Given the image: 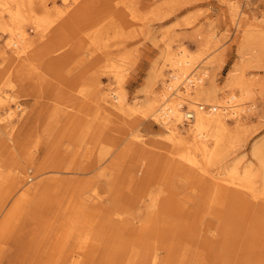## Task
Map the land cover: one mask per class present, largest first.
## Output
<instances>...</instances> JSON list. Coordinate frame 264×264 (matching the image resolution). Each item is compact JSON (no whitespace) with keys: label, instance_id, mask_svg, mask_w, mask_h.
Masks as SVG:
<instances>
[{"label":"rangeland","instance_id":"obj_1","mask_svg":"<svg viewBox=\"0 0 264 264\" xmlns=\"http://www.w3.org/2000/svg\"><path fill=\"white\" fill-rule=\"evenodd\" d=\"M35 3L56 8V21L42 31L24 24L38 51L33 78L8 82V63L0 60V92L26 111L14 128H0V264H264V253L248 251L244 221L227 206L213 208L215 189L172 167L163 151L173 150L166 127L145 110L180 69L170 53L184 48L191 64L179 86L203 77L204 87L225 95L240 93L237 85L249 90L240 116L226 117L210 172L252 171L263 192L264 0ZM8 36L1 27V46ZM85 87L99 89L95 100L100 90L122 93L124 113L88 105ZM199 103L204 112L215 104ZM136 137L158 153L136 150ZM15 170H23L24 182L6 198L3 184ZM178 201L193 213H179Z\"/></svg>","mask_w":264,"mask_h":264},{"label":"bare ground","instance_id":"obj_2","mask_svg":"<svg viewBox=\"0 0 264 264\" xmlns=\"http://www.w3.org/2000/svg\"><path fill=\"white\" fill-rule=\"evenodd\" d=\"M63 1L65 4L68 3V0ZM35 4V0H0V24L1 27H4L9 32L5 46L0 45V60H2L3 63H8V68H6L8 82H12L15 79L20 80V78L30 79L34 76L32 75V66L34 60L36 61L38 57V51L36 52L34 48L36 43L27 39V30L24 24L26 22H32L37 31H42L46 30L45 28H48L52 22L56 21V13L54 14L56 8H53L54 10H49L45 3H41L36 8ZM34 16H36V18ZM5 17L8 18V21L5 20ZM170 56H172L171 59L174 65L180 66V69L177 73L175 72L172 74L170 82H165L163 84V91L160 92V95L150 100L145 106V110L149 116L161 121L166 127V140L172 146L173 150H163L165 153H168V156L165 157L172 161L170 162L173 163L171 164L172 167L174 165V167L179 166L180 169H183L191 181H195L208 191L214 188L216 194H214L212 203L213 208L219 211L227 206V210H231L232 213L239 218V221H244L240 224V228L244 227L245 233L242 235H244V237L247 235L246 243L247 248H249V253L253 254L257 251L264 253V189L263 192L257 189V184H255L256 182L254 180L256 175H252V171L248 170L244 172V175L240 174L236 168H231L228 175L224 176L213 175V173L210 172V166L215 164L216 154L225 141V128L227 126L226 117L238 118V116H240V110H244L243 107L241 109H238V107L243 105L242 101L248 99L251 93L249 90L243 89L241 85H237L240 89V93H236L237 91L235 92L233 90L230 95H225L224 91L204 87V85H202L203 77L193 79L195 82H188L189 84L187 86L184 85V87H181L183 84L179 86L180 81L186 77L185 75L188 73L187 68L188 65L191 64V58H189L185 48L175 55L170 53ZM197 80L198 82H196ZM98 92L99 89L97 87L94 88L92 92L88 91L85 87L83 97L89 100L88 102L86 99L88 105L93 106L95 104L98 105V109L112 111L118 115L124 113L125 96L122 93L117 94L100 90V97L95 100L92 96ZM174 95L175 99L169 102V97ZM202 99L208 103H215L209 104L210 111H203L205 106L199 103V100ZM15 100V96H5L0 92V110L3 109L4 111L3 113L0 111V124H5L3 127H0L1 130H7L10 126L9 124L12 125L13 120L26 114L25 108L20 103L11 104L15 102ZM188 102L190 103L189 106L191 110L194 112V119L190 120L188 122L189 127L185 128L187 123L183 120L184 117H188V113L190 112H184L183 109L185 106L184 103ZM228 109H230L229 114L227 113ZM70 120L72 121L71 118ZM13 128L12 131L14 132ZM181 128L185 130V133ZM12 131L10 133V141H15ZM135 139L136 141L133 143L136 145V150H140L144 153H158L155 151V148L147 147L146 143H144L140 137H136ZM23 152H25V155L26 153L29 155L28 150H24ZM29 158L31 159V154ZM162 159H164V157H162ZM151 162L153 161L151 160ZM261 163L264 174V158L262 157ZM22 171L23 170H15L14 173L10 175L8 184L2 183L7 189V194H5L6 198L13 194V189L23 184L25 175ZM34 189L37 192L38 189L34 187L30 188L27 190L26 196H31L32 194L30 193H34ZM2 190H4V188H1V191ZM199 195L202 201H204V197L210 194L206 193ZM155 200H159L158 197ZM154 202L153 204H155ZM175 204L178 206L177 210L179 213L187 215L193 213L186 212L183 205L184 202L178 201V203L175 202ZM145 215L146 223H149L152 220V212L149 215L145 213ZM143 217L145 216L143 215ZM120 222L124 224L127 223L123 221V219H121ZM145 259L146 258H144V260ZM79 263V259L74 260V264ZM151 264H156V262L153 261Z\"/></svg>","mask_w":264,"mask_h":264},{"label":"built area","instance_id":"obj_3","mask_svg":"<svg viewBox=\"0 0 264 264\" xmlns=\"http://www.w3.org/2000/svg\"><path fill=\"white\" fill-rule=\"evenodd\" d=\"M188 112V111H187ZM187 121L194 119V112L188 113V117H186Z\"/></svg>","mask_w":264,"mask_h":264}]
</instances>
